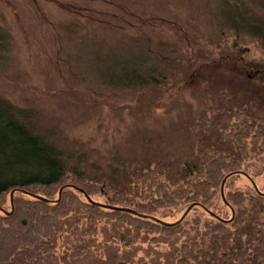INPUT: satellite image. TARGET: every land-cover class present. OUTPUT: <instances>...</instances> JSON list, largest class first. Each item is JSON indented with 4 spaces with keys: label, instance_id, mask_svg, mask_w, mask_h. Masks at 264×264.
Listing matches in <instances>:
<instances>
[{
    "label": "trees",
    "instance_id": "16d2710c",
    "mask_svg": "<svg viewBox=\"0 0 264 264\" xmlns=\"http://www.w3.org/2000/svg\"><path fill=\"white\" fill-rule=\"evenodd\" d=\"M169 4L200 25L199 41L207 49L199 43L190 50L162 36L113 40L96 37V29L84 33L74 22L62 26L60 39L68 50L63 66L79 94L89 92L90 103H96L93 97L161 94L209 64L211 49L229 58L232 79L250 71L264 77V0ZM3 18L0 10V74L14 68L18 50ZM76 97L79 108L84 103ZM48 118L0 94V264H264V231L253 228L246 210L237 207L233 214L242 193L228 194L232 206L222 198L232 213L229 219L201 205L213 198L236 162L194 155L202 143L192 139L191 130L177 126L155 142L172 150L168 155H154L145 144L149 137L141 140L139 134L133 140L146 150L137 155L117 150L105 159L67 140ZM11 192L12 210H7L3 203ZM99 193L110 196L109 205L92 200ZM148 195L152 201L144 202ZM152 202L173 208L196 204L172 226L115 209L155 217L158 207ZM196 207L210 217L204 230L195 226L200 218L187 221Z\"/></svg>",
    "mask_w": 264,
    "mask_h": 264
},
{
    "label": "rangeland",
    "instance_id": "374dc122",
    "mask_svg": "<svg viewBox=\"0 0 264 264\" xmlns=\"http://www.w3.org/2000/svg\"><path fill=\"white\" fill-rule=\"evenodd\" d=\"M0 10L3 25L18 45L14 68L0 74L1 95L15 105L40 110L59 126L67 140L80 142L105 159L117 150L124 155L146 150L133 140L139 134L141 140L147 138L144 134L149 137L145 144L154 155H168L172 150L157 147L155 142L168 137L177 126L191 130L192 139L202 143L194 155L228 156L236 162L227 172L232 174L224 183V197L230 203L228 194L242 193L239 205L230 203L233 214L237 207L246 210L245 218L254 220L253 228L264 231V194L258 193L264 192V77L250 71L232 79L233 74L227 71L229 58L219 57L218 51L210 48L209 64L161 94L93 97L96 103H90L89 92L82 89L79 94L63 66L67 65L64 51L68 50L60 39L62 26L74 22L84 33L96 29V37L116 40L121 35L120 41L139 34L173 38L192 50L200 43V25L169 0H0ZM200 44L207 49L206 43ZM74 97L84 105L76 107ZM220 186L221 182L213 198L201 205L229 219L232 213L222 201ZM107 197L99 193L92 200L109 205ZM10 199L6 195L3 203L7 210H12ZM143 200L152 198L148 195ZM189 204L178 208L163 204L154 215L164 222H176ZM195 218L202 221L197 224ZM187 221L204 230L210 217L196 207ZM158 247L167 250L168 246Z\"/></svg>",
    "mask_w": 264,
    "mask_h": 264
},
{
    "label": "water",
    "instance_id": "95a60500",
    "mask_svg": "<svg viewBox=\"0 0 264 264\" xmlns=\"http://www.w3.org/2000/svg\"><path fill=\"white\" fill-rule=\"evenodd\" d=\"M233 173H235V172H233ZM231 174H232V173H229V174L225 175L224 178H223L222 181H221L220 193H221V196H222L223 200L225 201V203H227V202H226L225 197H224V189H223V188H224V183H225L227 177L230 176ZM253 185H254V188L258 191L256 185H255L254 183H253ZM258 193H260V194H264V193H262V192H260V191H258ZM12 195H13V192L10 193V197H11L10 202H11V204H12ZM194 204H196V203H193L192 205H190V206H189V207L183 212V214H182V216L180 217V219L177 220L176 222H173V223L164 222V221H162V220H160V219H158V218H156V217H152V216H148V215L138 214V213H136L134 210L129 209V208L115 207V209H117V210H121V211H125V212H130V213H132V214H134V215H139V216L144 217V218H150V219H153L154 221H157V222H159V223L162 224V225L172 226V225H175V224L179 223V222L185 217V215L188 213V211L194 206ZM210 213H211V215L214 216V213H212V212H210Z\"/></svg>",
    "mask_w": 264,
    "mask_h": 264
},
{
    "label": "flooded vegetation",
    "instance_id": "af4514ba",
    "mask_svg": "<svg viewBox=\"0 0 264 264\" xmlns=\"http://www.w3.org/2000/svg\"><path fill=\"white\" fill-rule=\"evenodd\" d=\"M262 193H264V192H262Z\"/></svg>",
    "mask_w": 264,
    "mask_h": 264
}]
</instances>
